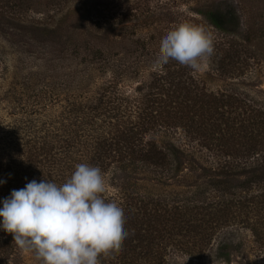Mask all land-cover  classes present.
<instances>
[{
  "label": "trees",
  "instance_id": "obj_1",
  "mask_svg": "<svg viewBox=\"0 0 264 264\" xmlns=\"http://www.w3.org/2000/svg\"><path fill=\"white\" fill-rule=\"evenodd\" d=\"M33 1L0 4V24H23L27 50L37 54L41 44L45 57L44 66L28 74L27 62L14 67L12 77H22L26 91H16L14 80L7 89L0 86V104L8 114L0 113V179L6 181L0 200L33 179L63 184L77 164L86 163L102 170L108 189L118 188L108 195L127 213L129 234L122 248L101 255L100 264H169L175 253L200 256L231 228L250 232L264 253V105L208 91L193 69L174 60L155 63L157 32L135 40L140 25L134 21L145 11L118 12V0L74 7L71 0ZM33 5L36 15H26ZM40 12L46 17H38ZM148 15L144 29L153 21ZM201 15L227 35L242 28L232 5L208 7ZM61 68L68 72L60 76ZM77 81L88 85L65 98L66 88L76 89ZM133 82V94L127 95L121 87ZM163 129L180 130L214 158L203 167L207 182L182 199L142 196L132 189L139 173L160 175L179 151L147 140ZM231 248L227 240L217 245L227 263L233 261ZM17 249L13 234L0 231V264H16Z\"/></svg>",
  "mask_w": 264,
  "mask_h": 264
},
{
  "label": "rangeland",
  "instance_id": "obj_2",
  "mask_svg": "<svg viewBox=\"0 0 264 264\" xmlns=\"http://www.w3.org/2000/svg\"><path fill=\"white\" fill-rule=\"evenodd\" d=\"M8 1L10 0H0V4L5 3L6 6ZM14 1L19 2L20 0ZM58 1L61 2V0ZM91 1L71 0L70 6L74 7L79 2L91 4ZM97 1L105 2L103 0ZM116 1L110 0V3ZM117 4L118 12L121 13L132 7L137 9L136 14L138 15L145 11L143 15L137 16V20L134 21L141 27L137 29L135 40H138L137 38L143 34L157 32L158 39L156 42L159 44L161 41L159 39L166 31L181 23L192 24L203 29L213 40L214 54L205 58L201 62V68L194 71L198 81L208 91L236 93L264 105V0H118ZM230 5L238 9L242 20V28L237 35L221 33L201 15V12L207 10L208 7L224 6L228 8ZM39 10L44 11V9ZM35 12H38V8L33 5L30 12L25 14L33 17L36 15ZM148 13L153 21L150 23V27L144 29L142 22L147 19H145L146 16L149 17ZM37 16L46 17L41 12ZM23 31V24L17 22L6 21L4 24H0V86L2 88L7 89L10 83L14 84L13 82L16 81L12 77L14 67L19 66L21 61L27 62L26 74L36 71V67L44 66L43 58L45 57L41 44H39L37 54L28 51L24 44ZM45 42V38H42V43ZM79 69L81 70L80 76L84 77L86 72L84 67L80 66ZM61 71L60 76L63 72L67 73L68 69L61 68ZM12 80L14 81L10 82ZM103 81L102 78L97 79V84L100 85ZM16 82L18 84L16 91H26L21 84L23 82L22 77L19 76ZM77 82L79 85L76 89L67 92L68 89L66 88L65 98L79 94V92L73 91L88 85L87 81L84 83ZM93 83L91 82V90ZM135 85L134 82L127 83L123 84L121 88L125 90L127 95H132V89ZM62 100L65 102L64 97ZM0 108L1 116L8 118L6 106L1 103ZM146 138L169 149L175 146L179 151L173 155L172 163L160 175L156 173L153 175L148 171L139 173L137 176L139 179L132 183V189L136 193L168 200L182 199L191 195L193 191L199 190V186L207 182L203 167H210L214 158L208 159L204 155L205 153H201L199 151L201 147L197 141L186 137L183 132L176 129L151 132ZM117 189L115 185H109L110 192H116ZM224 240L230 241L232 244V263H227L218 254L217 245ZM12 259L16 264H42V261L37 259L35 252H25L19 247ZM168 263L264 264V253L256 249L250 232L240 228H231L222 232L215 240L214 246L205 254L190 256L175 253L170 256Z\"/></svg>",
  "mask_w": 264,
  "mask_h": 264
},
{
  "label": "clouds",
  "instance_id": "obj_3",
  "mask_svg": "<svg viewBox=\"0 0 264 264\" xmlns=\"http://www.w3.org/2000/svg\"><path fill=\"white\" fill-rule=\"evenodd\" d=\"M213 54L210 35L181 23L162 35L155 63L174 60L195 71ZM108 192L102 170L86 163L63 184L33 179L0 200V231L13 234L42 264H100V256L122 248L129 234L126 210Z\"/></svg>",
  "mask_w": 264,
  "mask_h": 264
}]
</instances>
